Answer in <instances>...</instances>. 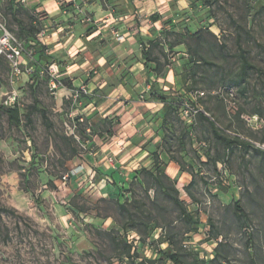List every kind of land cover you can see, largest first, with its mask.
<instances>
[{"label":"rangeland","instance_id":"rangeland-1","mask_svg":"<svg viewBox=\"0 0 264 264\" xmlns=\"http://www.w3.org/2000/svg\"><path fill=\"white\" fill-rule=\"evenodd\" d=\"M182 12V25L165 31L166 52L157 47L155 55L175 72L185 99L219 119L226 140L203 122L192 136L180 133L173 152L186 151L195 164H187L191 187L172 177L156 184L142 173L153 169L160 143H144L142 113H130L126 92L115 93L106 112L110 90L87 84V94L61 102L45 50L34 60L37 47L27 46L36 66L29 81L0 56V208L14 212H0V264H264V151L254 145L264 144L257 142L264 140V0H202ZM22 19L26 30L40 29L30 15ZM5 23L24 40L14 19ZM198 31L197 39L186 36ZM179 42L185 45L168 48ZM240 50L254 70L243 73ZM227 88L237 95L233 119L219 100ZM197 91L207 96L190 94ZM128 93L129 102L147 100L142 89ZM91 102L104 103L100 112L112 119L99 122L95 106L84 110ZM15 108L18 126L4 111ZM253 115L257 121H246ZM82 164L83 176L62 181Z\"/></svg>","mask_w":264,"mask_h":264},{"label":"crops","instance_id":"crops-1","mask_svg":"<svg viewBox=\"0 0 264 264\" xmlns=\"http://www.w3.org/2000/svg\"><path fill=\"white\" fill-rule=\"evenodd\" d=\"M199 1L202 2V0H27L26 4H20L18 0H0V15L5 20L14 19L17 26L23 22V15H30L32 24L40 25L39 33H36V42L39 46H35L34 43L39 50L36 48L35 55H32L34 60L39 58V51L45 50L50 66H55L58 71L61 83V79H67L66 83L71 85V88L87 84L88 89L110 90L111 93L105 101L110 105L105 112L115 105L113 98L115 93L126 92L128 97L125 100L128 102L130 113H135L136 109L142 113L144 143L161 144L165 127L164 104L159 100L149 99L152 87L155 85L173 96L182 95V91L178 77L170 66H166L160 75L146 69L141 42L147 43L162 38L168 26H181L183 6H191L192 3L197 4ZM123 60L128 63L126 66ZM150 64L154 66L153 63ZM29 68L33 72L36 70V66L29 65L25 59L23 70ZM120 75L126 78L120 81ZM22 79L29 81V76L24 73ZM71 88L63 86L58 89V101L62 102L66 95H71ZM137 88L148 92L147 100L143 103L129 102L128 92ZM103 104L91 102L84 106V110L95 106L92 113H100L101 122L111 113L100 112ZM247 117L258 118L257 115ZM198 124L196 120L195 128ZM259 140L257 142L264 143L262 139ZM159 153L166 164V174L179 182L185 181L189 186L192 178L189 179L165 152ZM201 161L207 160L203 157ZM185 162L195 167L187 156ZM151 163L152 161L149 162Z\"/></svg>","mask_w":264,"mask_h":264},{"label":"trees","instance_id":"trees-1","mask_svg":"<svg viewBox=\"0 0 264 264\" xmlns=\"http://www.w3.org/2000/svg\"><path fill=\"white\" fill-rule=\"evenodd\" d=\"M18 25H19L20 31L23 34H26V37L24 38V40L22 42H25L27 46H29L28 45L29 42H33V43H35V46H39L38 42H36V33H39V30H35L34 28H31L30 30H26L23 22L18 23ZM200 35H201L200 31H198L194 34L186 33V36H188L189 38H196L197 39L200 37ZM165 38H166V34H164L162 38H158L156 40H152V41L147 42V43L141 42L142 54H143V58L145 61L144 65H145L146 69H148L149 71L151 70V71L156 72L157 75H160L162 73V71H164L165 67L168 66V65L160 64V59L158 58V56L155 55V50L157 47H162L163 49H161V51L164 53L165 48H166V45H165L166 39ZM182 45H185V43L184 42L174 43L172 45H169L168 48L170 50H175L176 47H179ZM240 53H241L243 73H246L248 70H254L255 67L249 63L248 58L245 55V51L240 50ZM150 63H153L154 66ZM227 89H230V88H227ZM168 93L169 92L162 91V90L158 89L154 85L152 87V91L149 95V99L159 100L160 102H162L164 104V125H165V127L163 128L162 142H161V144L158 145L157 151L151 155V158L153 160L152 161L153 162V169H150V170L143 169L142 170V173L150 176L152 178L153 182L156 184H158L163 179H169V176L166 174V169H165L166 164L162 161L159 151H161V153L165 152L170 157L171 160L175 161L181 167L182 172H185V173L187 172V169H188L187 164L188 163L185 162V156H188L187 152L183 151L177 155L176 153L173 152V147L175 145V140L178 143L179 142L182 143L184 136H180V133H183L186 136H192L193 135V132L196 131V128L194 126L196 120H198V122L206 123L207 125L209 124L211 126V128H213V131L215 132V136L223 142L226 141L224 138H222V136H220L217 133V131H218L217 125L220 126V122H219L218 118L214 117L213 115H210V113L207 110L202 109L203 112L198 113V115L194 118L193 123L187 124L181 119V117L179 115L180 110L186 103H191L194 106H196V104H194L190 100H186L185 97L183 96V94L173 96L171 94L169 95ZM197 93H198V91L197 92H190L191 95L194 94L196 97H198L196 95ZM205 95H206V93H205ZM219 100L224 103V101L221 98H219ZM196 107H198V106H196ZM225 107H226V105H225ZM4 111L9 116V121L11 124H13L15 126L20 125V123H21L20 122V113H19L18 108L7 109ZM41 113H42L44 122L47 123V117H46L45 112L41 111ZM205 113H207L209 116H206ZM237 113H238V111L233 116H229L227 113L228 118L233 119L234 117L237 116ZM28 121L31 122L29 116H28ZM237 141H239L238 138L233 140V141H227L228 147L231 148L234 144H236ZM161 146H162V150H161ZM248 146H250V145H248ZM194 153H196V152H194ZM191 167H193V166H191ZM195 184H196V180H195V178H192V182L188 187L194 186ZM155 190H156V187H155ZM174 202H175V204L181 206V203L178 202V200H174ZM0 212L14 213V212H12V210H8L5 208H0ZM182 215H183V218L187 222L192 221V216L190 214H188V212L184 208H182ZM216 255H217V253H216ZM172 260L176 261V258L172 257Z\"/></svg>","mask_w":264,"mask_h":264},{"label":"built area","instance_id":"built-area-1","mask_svg":"<svg viewBox=\"0 0 264 264\" xmlns=\"http://www.w3.org/2000/svg\"><path fill=\"white\" fill-rule=\"evenodd\" d=\"M20 4H26L27 0H18ZM28 45L34 46L33 42H29ZM27 49V45L25 42H22L18 40L11 32H9L6 29V23L5 19L0 15V56L4 57L10 67L12 74L16 77H21L24 73L25 74H33V70L29 68L28 70L24 71L23 66L25 65V52ZM49 74L51 77V83H50V89L52 92H56L58 89L63 88V84L59 80L58 71L55 66H50ZM87 88L81 87L79 90L72 91L73 98L77 99L82 94H87ZM220 95V98L224 101L226 105V110L229 116H233L238 111V105H237V95L235 90L233 89H227L224 90L222 93H218ZM198 97L202 98L205 97L204 92H198L196 94ZM13 100L10 101H14ZM9 103V102H8ZM199 112H203L202 109L192 105L191 103H186L180 110V117L181 119L187 123L192 124L194 121V118L198 115ZM206 116H209L207 113H205ZM246 121H249V123H252L254 121H257L258 119L255 117H246ZM254 145L264 151V144H258L254 143ZM86 172L85 165H79L73 170L70 171L69 174L65 175L62 178V181L66 182L72 178H79L81 175L83 176Z\"/></svg>","mask_w":264,"mask_h":264}]
</instances>
